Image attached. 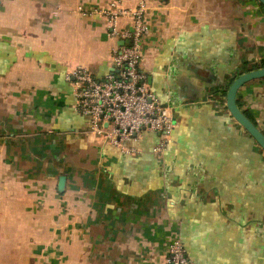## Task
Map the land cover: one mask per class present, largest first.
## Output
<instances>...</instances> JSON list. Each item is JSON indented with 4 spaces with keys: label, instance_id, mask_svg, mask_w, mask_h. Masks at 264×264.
Masks as SVG:
<instances>
[{
    "label": "crops",
    "instance_id": "obj_1",
    "mask_svg": "<svg viewBox=\"0 0 264 264\" xmlns=\"http://www.w3.org/2000/svg\"><path fill=\"white\" fill-rule=\"evenodd\" d=\"M114 1L142 2L0 0V264H167L178 238L194 264H264V151L223 94L264 61V6L144 0L141 69L175 123L158 156L156 134L129 155L75 109V70L104 78L122 44L90 13ZM238 103L264 131V78Z\"/></svg>",
    "mask_w": 264,
    "mask_h": 264
},
{
    "label": "built area",
    "instance_id": "obj_2",
    "mask_svg": "<svg viewBox=\"0 0 264 264\" xmlns=\"http://www.w3.org/2000/svg\"><path fill=\"white\" fill-rule=\"evenodd\" d=\"M90 13L105 17L110 35L124 43L113 49L112 70L104 78H97L82 66L74 72L75 109L88 118L84 133L129 155L147 152L143 142L156 134L157 141L149 152L162 156L175 123L170 108L150 89L148 77L141 69L150 32L145 1L135 8L114 1ZM125 16L131 19V25L120 30L118 21ZM167 264H194L181 239L172 241Z\"/></svg>",
    "mask_w": 264,
    "mask_h": 264
},
{
    "label": "water",
    "instance_id": "obj_3",
    "mask_svg": "<svg viewBox=\"0 0 264 264\" xmlns=\"http://www.w3.org/2000/svg\"><path fill=\"white\" fill-rule=\"evenodd\" d=\"M264 6V0H258ZM124 42H122L123 44ZM264 78V65L246 71L237 76L229 85L226 94V107L231 117L243 127L247 133L253 138V140L261 147L264 151V131L251 120L238 103V94L240 89L253 80ZM66 176H61L59 179V190L64 191L66 185Z\"/></svg>",
    "mask_w": 264,
    "mask_h": 264
},
{
    "label": "trees",
    "instance_id": "obj_4",
    "mask_svg": "<svg viewBox=\"0 0 264 264\" xmlns=\"http://www.w3.org/2000/svg\"><path fill=\"white\" fill-rule=\"evenodd\" d=\"M264 65V61L261 63V64H258L255 66V68H259L261 66ZM229 85L223 90V94L226 95L227 94V89H228ZM244 112L246 113V115L251 119L253 120L256 124H257V121L256 119L254 118V116L252 115V113L248 110V109H245ZM258 125V124H257Z\"/></svg>",
    "mask_w": 264,
    "mask_h": 264
}]
</instances>
